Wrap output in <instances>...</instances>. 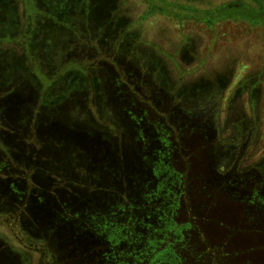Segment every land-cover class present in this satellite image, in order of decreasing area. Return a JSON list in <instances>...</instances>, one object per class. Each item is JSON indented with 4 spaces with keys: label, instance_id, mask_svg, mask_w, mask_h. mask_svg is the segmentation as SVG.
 <instances>
[{
    "label": "rangeland",
    "instance_id": "374dc122",
    "mask_svg": "<svg viewBox=\"0 0 264 264\" xmlns=\"http://www.w3.org/2000/svg\"><path fill=\"white\" fill-rule=\"evenodd\" d=\"M244 4L264 0H0V250L264 264V17ZM68 94L75 121L53 112Z\"/></svg>",
    "mask_w": 264,
    "mask_h": 264
},
{
    "label": "trees",
    "instance_id": "16d2710c",
    "mask_svg": "<svg viewBox=\"0 0 264 264\" xmlns=\"http://www.w3.org/2000/svg\"><path fill=\"white\" fill-rule=\"evenodd\" d=\"M236 5V7L237 6H241V5H243V3H235V4H230V6L229 5H227V6H224L223 8H221V10H219V11H223V10H228L229 8H233V7H231V6H235ZM244 7H245V9L246 10H248L249 12H250V17H251V19H255V20H261V18L262 17H264V7L262 8V9H260V11H257L256 9H254L253 7H252V10L250 9L249 10V8H251V7H249V6H247V5H245L244 4ZM240 11H237L236 13H239ZM232 14H234V13H232ZM232 14H228L229 16H231ZM257 16V17H256ZM210 21H212V20H210ZM67 97L69 98H71L72 97V95H70V94H68V95H65V97H63L62 98V102L60 103V107L62 106V103H63V105L66 103V101H68V105L64 108V107H62V108H57V109H55V111H53V112H55V113H57V115H62V116H70V117H68L69 119H72V120H78V118H77V115H79V114H81V116L83 115L82 114V112H81V110H79V108H77V109H75V110H73L74 109V105L71 103V101H70V99H67ZM72 106H71V105ZM193 105H189L188 104V107H192ZM72 107H73V109H72ZM198 109L197 110H199V109H202L203 108V106H199V107H197ZM64 112V113H63ZM83 117V116H82ZM80 119V118H79ZM1 212H3L4 214L5 213H13L12 211H10L7 207H5V208H3L2 207V209L0 210ZM22 211V214L20 215V216H23V219L24 218H28V220H30L31 219V217L33 216V215H31V209H29V207H25V206H23V209L21 210ZM9 216H11V215H9ZM7 217H5V218H2L1 220L2 221H6V220H9V219H11V217H9V218H7ZM21 219H22V217H20ZM23 219L21 220V222L23 221ZM10 224V226L12 227V228H14V222L13 223H9ZM23 227V226H22ZM24 228V227H23ZM113 230V229H112ZM111 233H112V235H111ZM110 233V235H111V237L113 238L112 240H114L115 242L117 241V235L115 234V233H113V232H111ZM31 233H28V237H30V238H32L31 237ZM33 236V235H32ZM35 239H37L38 240V242L39 241H41L42 242V240H44L45 242H46V240H47V237H46V235L43 233L41 236H39V237H36ZM43 241V242H44ZM25 243V242H24ZM19 252H21L20 251V249H10V248H5V249H2V250H0V264H19V256H18V253Z\"/></svg>",
    "mask_w": 264,
    "mask_h": 264
}]
</instances>
